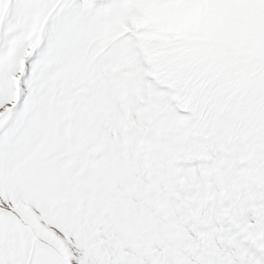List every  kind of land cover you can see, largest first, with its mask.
<instances>
[{
  "label": "snow or ice",
  "instance_id": "snow-or-ice-1",
  "mask_svg": "<svg viewBox=\"0 0 264 264\" xmlns=\"http://www.w3.org/2000/svg\"><path fill=\"white\" fill-rule=\"evenodd\" d=\"M0 264H264V0H0Z\"/></svg>",
  "mask_w": 264,
  "mask_h": 264
}]
</instances>
